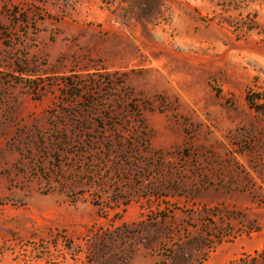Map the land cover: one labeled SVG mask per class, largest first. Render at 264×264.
<instances>
[{
  "label": "rangeland",
  "instance_id": "rangeland-1",
  "mask_svg": "<svg viewBox=\"0 0 264 264\" xmlns=\"http://www.w3.org/2000/svg\"><path fill=\"white\" fill-rule=\"evenodd\" d=\"M248 96L264 0H0V264H264Z\"/></svg>",
  "mask_w": 264,
  "mask_h": 264
},
{
  "label": "trees",
  "instance_id": "trees-1",
  "mask_svg": "<svg viewBox=\"0 0 264 264\" xmlns=\"http://www.w3.org/2000/svg\"><path fill=\"white\" fill-rule=\"evenodd\" d=\"M248 103L254 107L256 112L264 117V104L260 101V98L258 96L249 97L247 98ZM108 264H127V260L125 256L121 253L116 252L111 256L110 262Z\"/></svg>",
  "mask_w": 264,
  "mask_h": 264
}]
</instances>
